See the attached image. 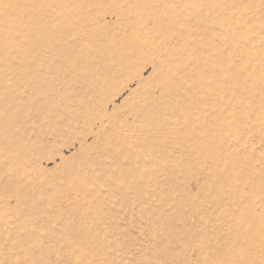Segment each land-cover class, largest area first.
<instances>
[{
    "label": "rangeland",
    "instance_id": "rangeland-1",
    "mask_svg": "<svg viewBox=\"0 0 264 264\" xmlns=\"http://www.w3.org/2000/svg\"><path fill=\"white\" fill-rule=\"evenodd\" d=\"M0 264H264V0H0Z\"/></svg>",
    "mask_w": 264,
    "mask_h": 264
}]
</instances>
